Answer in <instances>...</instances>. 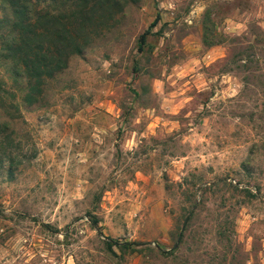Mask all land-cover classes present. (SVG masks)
<instances>
[{
  "label": "rangeland",
  "instance_id": "rangeland-1",
  "mask_svg": "<svg viewBox=\"0 0 264 264\" xmlns=\"http://www.w3.org/2000/svg\"><path fill=\"white\" fill-rule=\"evenodd\" d=\"M87 12L35 94L0 0V264H264V0Z\"/></svg>",
  "mask_w": 264,
  "mask_h": 264
},
{
  "label": "trees",
  "instance_id": "trees-1",
  "mask_svg": "<svg viewBox=\"0 0 264 264\" xmlns=\"http://www.w3.org/2000/svg\"><path fill=\"white\" fill-rule=\"evenodd\" d=\"M11 8L12 21L5 18L4 22L11 24V41H6L8 58L20 62L27 77L34 82L33 91L38 94L39 86L48 78L54 77L67 65L68 59L74 53L81 52L79 30H84L89 22V0H72L70 8L59 14H42L36 9L47 0H7ZM36 1V3H34ZM58 3L59 0H49ZM160 17L150 25L141 36L139 50L146 44L147 37L158 25ZM2 22V21H1ZM79 25V29L75 27ZM78 28V27H77ZM31 97V96H29ZM92 227L103 234V227L97 217L89 215ZM103 236V235H102ZM109 250L115 247L132 249L138 243H120L111 237H105ZM182 239V234L179 240Z\"/></svg>",
  "mask_w": 264,
  "mask_h": 264
}]
</instances>
